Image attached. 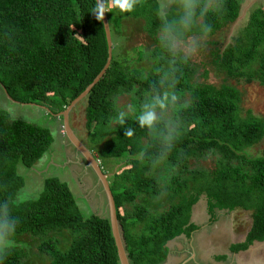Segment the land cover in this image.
Segmentation results:
<instances>
[{
    "label": "trees",
    "instance_id": "obj_1",
    "mask_svg": "<svg viewBox=\"0 0 264 264\" xmlns=\"http://www.w3.org/2000/svg\"><path fill=\"white\" fill-rule=\"evenodd\" d=\"M161 1L136 0L131 12H106L110 66L83 100L89 151L97 152L106 176L112 170L107 167L119 166L107 181L130 264H161L168 243L189 240L199 229L190 220L201 197L211 224L221 212H250V230L236 247L264 243V121L243 112L242 94L231 84L264 86V9L230 45L220 49L210 41V63L223 77L213 85L207 70L198 73L192 54L175 46L193 37L212 39L239 19V1H173L164 14ZM95 4L0 0L1 99L55 117L85 91L108 58L102 21L92 14ZM126 22L137 24L150 42L149 50L127 52L134 62L118 53L116 39ZM140 62L150 66L143 69ZM123 96L129 114L118 109ZM146 110L167 112L169 120L141 126L138 118ZM10 115L0 109V237L35 238L48 264H119L108 218H85L66 182L48 177L35 200L17 199L26 184L19 166L32 169L49 155L54 139L48 128ZM162 199L158 207L166 206L154 207ZM62 232L69 234L64 249L54 237ZM26 257L20 249H0V264H23Z\"/></svg>",
    "mask_w": 264,
    "mask_h": 264
},
{
    "label": "rangeland",
    "instance_id": "obj_2",
    "mask_svg": "<svg viewBox=\"0 0 264 264\" xmlns=\"http://www.w3.org/2000/svg\"><path fill=\"white\" fill-rule=\"evenodd\" d=\"M180 0H162L161 4L163 6V14L167 11L170 4ZM189 4L197 0H186ZM219 0H208L209 4H215ZM241 6V12L239 19L233 24H229L224 29L220 30L212 39L207 40L203 38L193 37L190 38L185 43H177L176 49L183 51L184 53H191L193 61L197 63L200 67L198 73L201 74L203 70L208 71L207 82L213 85H219L222 83L223 77L219 75L210 63V53L214 49V45L210 44V41L215 42L217 47L223 49L225 46L230 45L234 38L238 36L246 28L250 17L254 15L257 11L264 9V0H238ZM257 12V13H258ZM118 53L121 57L127 58L134 62L132 58L128 56L127 52L132 49L139 47L149 50L150 42L141 33L139 26L137 24L132 25L130 22L124 24V28L120 35L117 36ZM143 69H148L149 63L140 62ZM231 84L235 85L236 88L242 94V109L244 113L251 112L253 115L260 117L264 121V86L258 84L257 82L247 83L241 81L235 83L231 81ZM2 92V91H1ZM0 93V104L4 112L7 115L11 114V120L14 118H19L27 121L31 124L38 125L43 128H48L53 136L54 145H52L51 150L45 155L41 160H39L32 169L26 170L24 167L19 166L18 173L23 176L26 180L25 187L22 192L18 195V200L23 201L27 199L35 200L43 188L44 180L48 177L56 176L62 182H66L68 187L74 194L75 202L78 208L81 210L82 215L88 218L90 215L94 214L98 217H108L106 198L101 190V185L91 168L87 166L86 162L82 156L76 152L73 146L68 142L64 135V129L62 124V119H57L55 117L49 116V111L39 108L32 107H19L13 103L7 96L2 98ZM118 109L124 113L129 114L130 105L129 98L127 96L120 97L117 102ZM85 107L86 104L83 101L78 102L69 112V125L70 129L75 133L79 141L85 145V147L91 148L88 143L89 137L88 132L85 128ZM156 118H163L166 122L169 120V113H154ZM169 125V123H167ZM170 126V125H169ZM262 147H256L252 153L257 155L261 151ZM89 150V149H88ZM97 156V152L93 153ZM97 165H103V163L97 158L95 159ZM205 161H208L206 159ZM101 163V164H100ZM113 166V167H112ZM109 166L108 175L113 174L114 170L119 166ZM100 167V166H99ZM104 170L105 168L102 167ZM101 169V168H100ZM102 171V169H101ZM103 173V172H102ZM165 199V198H164ZM159 200L155 202L154 207L157 209L164 208L166 205L160 207L159 204L163 203L165 200ZM143 202L144 201H140ZM204 197L200 198V201L194 208L195 224L201 227L198 229L197 233L193 234L194 237L190 243L184 237L177 238L174 241L177 242L178 246H199L202 244H207L209 241L210 245L220 246L219 250L228 247V240L221 235L219 223L211 224L209 218L206 216ZM217 214V213H216ZM235 220H242L244 227L248 229L251 225V215L250 212L238 211L233 213ZM221 218H225L226 223L231 222L230 216L227 214H222ZM228 222V224H230ZM216 228V229H215ZM209 229V230H208ZM212 229V230H211ZM216 231V233L214 232ZM220 232V233H219ZM210 233H212L211 236ZM122 234V232H121ZM208 235V236H207ZM215 235V236H214ZM218 235L223 236L221 239ZM54 237L58 239V246L61 249L67 247L69 243V234L67 232H62V234H55ZM230 239L229 235L226 236ZM199 242V243H198ZM202 243V244H201ZM255 243V242H254ZM253 243V244H254ZM38 241L29 235H24L16 237L13 239H2L0 237V249H20L26 253V258L23 264H48V260L38 255L36 251ZM260 252L254 253L255 260L252 264H264V243L260 245ZM213 248H211L212 250ZM234 249V247H232ZM248 249V248H247ZM250 261L248 257L238 256L232 261L233 264H246ZM175 264L174 259L170 261ZM169 264V263H168ZM203 264V263H202Z\"/></svg>",
    "mask_w": 264,
    "mask_h": 264
},
{
    "label": "crops",
    "instance_id": "obj_3",
    "mask_svg": "<svg viewBox=\"0 0 264 264\" xmlns=\"http://www.w3.org/2000/svg\"><path fill=\"white\" fill-rule=\"evenodd\" d=\"M194 211H192V216L190 223L195 224V217L193 216ZM222 214H227L230 216L231 222L228 221L226 223L225 218H221L223 216ZM207 216V215H206ZM209 218V217H208ZM209 222V221H208ZM219 223L220 225V232L221 235L224 236L226 240H228V247L226 248V252L224 248L222 250H219L220 246L218 244L210 245L209 241H207V244L199 247L195 246H178L176 241H172L167 244L168 247V255L166 260L161 264H172L170 261L174 259L175 264H233L232 261L235 260L238 256L241 257H248L250 258V261L246 264H252L255 260L254 253L260 252L261 247L260 245L263 243H257L255 242L252 246H250L248 249H241L239 247H236L238 245H241L246 239V235L250 230V227L246 229L244 227V223L242 220H235L233 213H226L221 212L216 215V221L215 223ZM199 229L198 225H196ZM216 229V228H215ZM209 230V229H208ZM212 230V229H211ZM198 231L194 232L193 234L197 233ZM216 233V231L214 230ZM219 232V233H220ZM212 233H210L209 236H211ZM218 235V237L221 239L223 236ZM229 235L230 239L226 236ZM208 236V235H207ZM215 236V235H214ZM194 235L191 236V238L187 241L190 243L192 242ZM199 243V242H198ZM234 247V250L232 249ZM211 248H213L211 250ZM244 264V263H243Z\"/></svg>",
    "mask_w": 264,
    "mask_h": 264
},
{
    "label": "water",
    "instance_id": "obj_4",
    "mask_svg": "<svg viewBox=\"0 0 264 264\" xmlns=\"http://www.w3.org/2000/svg\"><path fill=\"white\" fill-rule=\"evenodd\" d=\"M106 42H107V48H108V58L107 62L102 69V71L97 75V77L93 80V82L85 89L84 92H82L75 100H73L70 105L66 108L65 111H63L60 115L63 119V128H64V134L67 138V140L70 142V144L74 147L76 152H78L84 161L87 163V165L91 168L92 172L96 175L100 185L102 192L106 198L107 203V210H108V220L110 223V229L112 233V237L114 239L115 247L117 250L118 255V261L119 264H130L129 260L127 258V254L125 251V246L122 239L121 234V227L119 225V222L117 220L116 216V208H115V202L113 195L111 193L109 183L107 181V176L102 173L100 167L97 165V162L91 152L79 141V139L76 137V135L72 132L70 129L69 123H68V114L70 110L80 101H83L87 95L89 94L90 90L100 81L101 78L105 75L107 69L110 66L111 62V49H112V41H111V35L109 30L108 21L106 18V13L104 14L103 21H102Z\"/></svg>",
    "mask_w": 264,
    "mask_h": 264
},
{
    "label": "clouds",
    "instance_id": "obj_5",
    "mask_svg": "<svg viewBox=\"0 0 264 264\" xmlns=\"http://www.w3.org/2000/svg\"><path fill=\"white\" fill-rule=\"evenodd\" d=\"M135 3H136V0H96L95 7L92 9V14L95 16V18L98 21H103L104 14L107 11H109L111 8H113V7L114 8H118L121 12H131L133 10L134 6H135ZM55 117H56V119H60L61 115L58 114ZM61 119H62V117H61ZM138 119H139V123H140L141 126H150L151 123L153 122V120L155 119V114L151 110H146L139 116ZM68 123H69V118H68ZM120 123L123 124V120H120ZM62 124H63V119H62ZM125 135L126 136H131L132 135V130L131 129H127L125 131ZM54 177H56V176H54Z\"/></svg>",
    "mask_w": 264,
    "mask_h": 264
}]
</instances>
